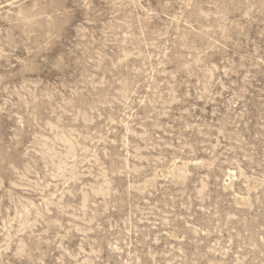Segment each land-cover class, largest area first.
<instances>
[{
  "label": "rangeland",
  "instance_id": "obj_1",
  "mask_svg": "<svg viewBox=\"0 0 264 264\" xmlns=\"http://www.w3.org/2000/svg\"><path fill=\"white\" fill-rule=\"evenodd\" d=\"M0 264H264V0H0Z\"/></svg>",
  "mask_w": 264,
  "mask_h": 264
}]
</instances>
